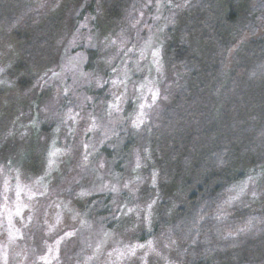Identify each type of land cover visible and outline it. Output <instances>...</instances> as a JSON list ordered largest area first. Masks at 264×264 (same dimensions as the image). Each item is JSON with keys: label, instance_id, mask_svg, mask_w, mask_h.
<instances>
[{"label": "trees", "instance_id": "1", "mask_svg": "<svg viewBox=\"0 0 264 264\" xmlns=\"http://www.w3.org/2000/svg\"><path fill=\"white\" fill-rule=\"evenodd\" d=\"M33 1L0 0V38L17 37V65L19 58L31 67L35 62L54 64L65 50L82 61L83 73H93L92 79L102 77L104 87L86 88L92 100L101 97L110 70L106 59L101 62L98 39L123 31L125 24L119 22L130 16L133 10L126 7L133 6V0H61L51 14L32 15ZM163 1V9L173 7L159 39L169 88L160 90L162 99L138 130L113 117V125L121 127L119 134L107 132L97 149L112 158L107 160L114 162L112 173L123 176L127 152L138 140L150 159L148 170L151 177L156 174L162 198L183 194L185 205L167 223L178 244V264H264V216L243 224L238 223L237 212L226 219L218 216L225 197L245 172L264 168V30L259 33L255 22L264 15V0ZM130 26L127 31L134 35ZM113 48L106 51L111 53ZM71 80L58 97L60 115L72 100ZM44 82L38 101L50 92ZM35 130L25 137L20 157L14 152L17 146L6 144L0 147V155L15 153L12 162L30 167L34 151L48 146L55 124L42 123ZM66 177L60 174L46 193L45 204L59 188L76 191V183ZM109 199L91 195L81 208L83 223L100 225L106 232L119 226ZM42 212L36 209L35 214ZM252 227L257 228L256 240H248ZM152 228L157 230L154 223ZM75 237L78 251L85 242Z\"/></svg>", "mask_w": 264, "mask_h": 264}, {"label": "rangeland", "instance_id": "2", "mask_svg": "<svg viewBox=\"0 0 264 264\" xmlns=\"http://www.w3.org/2000/svg\"><path fill=\"white\" fill-rule=\"evenodd\" d=\"M60 1L35 0L31 3L32 15L51 14ZM163 3L133 0V6L126 7L131 6L132 16L119 22L125 24L123 31L100 36L98 47L101 62L108 61L109 83L94 100L86 94V88L99 89L102 77L92 79L93 73H83L82 61L64 50L54 64L35 62L31 67L19 58L17 65V37L0 38V147L15 145L18 148L14 152L20 157L25 137L42 123L55 124L48 146L39 148V153L34 151L30 167L16 163L15 153L0 155V264H178V244L167 223L185 205L183 194L162 198L156 174L151 177L148 170L150 159L143 155L144 146L138 140L127 152L123 176L112 173L114 162H107L106 154L97 149L107 132L119 134L121 127L113 125V117L127 120L138 130L169 88L159 39L173 7L163 9ZM255 22L261 33L264 15ZM128 23L134 35L127 31ZM111 47L113 51L107 52ZM70 77L72 100L60 115L56 111L58 97L69 87ZM44 81L50 92L38 101ZM42 140L43 136L38 138L40 143ZM60 174L68 176L67 182L76 183V191L59 188L51 194L50 204H45L46 193ZM94 194L110 196L109 206L119 226L106 232L100 225L83 223L81 208ZM36 209L44 212L36 216ZM235 212L241 214L238 223L242 224L264 216V168L245 172L225 197L218 216L226 219ZM250 230L248 240L258 239L257 228ZM76 235L85 242L78 251ZM133 248L135 253L130 254Z\"/></svg>", "mask_w": 264, "mask_h": 264}, {"label": "snow or ice", "instance_id": "3", "mask_svg": "<svg viewBox=\"0 0 264 264\" xmlns=\"http://www.w3.org/2000/svg\"><path fill=\"white\" fill-rule=\"evenodd\" d=\"M113 83H115V81ZM81 195H83V193ZM134 253H135V249L133 248L130 250V254H134Z\"/></svg>", "mask_w": 264, "mask_h": 264}]
</instances>
